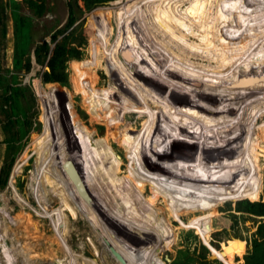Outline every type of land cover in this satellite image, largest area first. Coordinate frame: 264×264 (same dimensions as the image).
I'll return each mask as SVG.
<instances>
[{"label": "rangeland", "instance_id": "obj_1", "mask_svg": "<svg viewBox=\"0 0 264 264\" xmlns=\"http://www.w3.org/2000/svg\"><path fill=\"white\" fill-rule=\"evenodd\" d=\"M105 1L106 2L92 5L91 0H35V7L40 6L39 9L43 10L42 14L37 16L35 15V11L39 9L31 8L26 0H10V2L9 0H0V81H2V84H7L10 82L13 75L18 74L17 80L20 83L17 86L24 87L22 85L25 84L26 89H28L24 94L26 100L22 99L21 103L23 104L25 101V112L28 117L27 120L30 121L28 134L20 141V150L16 154L14 163L11 167L7 185L3 189H0V230L4 228V232L1 231L3 235L0 233V236L1 239L5 241L6 247L3 245V249L8 255L6 256L10 257L6 259V261L3 260L5 256L0 246V264H125L123 260L120 259L121 262H119L115 257V253L120 254L119 250L121 249H115L114 253L113 249L100 238L99 229L93 227V225L85 219L82 214L83 212L80 211L83 209L81 208L83 206L81 203L77 204L76 201H71V207H74L73 209L77 214L73 216L70 213V209L64 207L62 202L61 205L60 198L53 195L50 190L48 194L44 196L42 190L34 184L38 172V167L35 162L38 158L37 153L40 152L42 155L45 154L49 143L52 142L55 146L58 140L70 130L80 133L74 128L75 122L62 124L61 122L55 121L52 105L41 95V90L50 95L51 103L54 95H57L58 98H60V96L64 97L65 101H67V92L70 96L73 95L70 91L71 80L69 72L70 65L73 61L87 59L93 63V65L89 66L91 74L88 72H85V74L92 78L95 83L98 81L102 83L99 89L105 93L108 99L129 105L131 109H135L136 112H139V115H146V113L149 112L147 106L141 109L137 108V106L133 104L134 100L131 96L127 98L116 96L114 98L110 95V76L105 74L106 72L102 70V67L105 62H108V58H113L110 62L115 61V55H119L121 61H124L125 57L120 54L119 50H122L121 43L122 39L125 37H121L118 31L119 22H117L118 17L116 12H118L121 7H126L128 3H126V0ZM257 1L258 0H251V2L248 3L252 7L257 4ZM135 3H137L138 7H141L140 5L142 3L138 0H136ZM13 12L19 17L32 18L29 34L31 39L28 43L30 51V69L28 72L24 69H21L18 73L14 71L13 64L17 51L15 47V20ZM94 14H103L99 19V22H103V28L96 42V46L89 47L91 35L88 31V20H90L89 18ZM70 17L73 22L72 25L67 27ZM232 19L237 18L232 17ZM225 29H227L226 25ZM238 30H240L239 26L238 28L236 26H231L228 33L230 32L234 36L235 34L233 32ZM257 31L259 34L264 30L258 29ZM259 37L261 41L256 42L257 45H255V41L251 40V42L247 43L248 45L252 43L251 47L253 49L248 50L247 48L249 52L246 53H248V59L250 58L253 62L257 61L255 56H257V54L259 55L258 58L260 57V59L253 65L256 66L260 64L263 66L262 68L259 66V73L262 71L264 75V63H261L262 60L264 61V35L259 34ZM66 38L69 43L66 44V48L72 54V56L65 61L66 83H45L42 77L44 73L48 71L46 69V62L43 65L36 63L37 54L34 53V49H36L37 45L46 42L49 46L48 56L50 57L54 46L57 43H61ZM237 38L239 37H235L236 42L238 43L240 41V43H242V39L240 40V38ZM250 38L252 40L255 39L254 37ZM229 39L230 38H227V42L230 41ZM262 40L263 43H261ZM188 41L190 42V39H188ZM214 44L216 45L217 42ZM248 45L246 47H248ZM112 50H116V52L113 53ZM219 52L215 54L222 56V51ZM234 52L235 51H231V57L229 56L227 60H224L226 65L224 63L220 65V63H217V60L215 65L214 61L205 58V56L200 59H191V57H189L190 59H188V61L181 59L171 60L172 63L167 66H169V68L172 66L170 69L174 67L176 70L175 75H180V79H184V82H182V80H176L174 77L166 78L161 75L162 72H157V78L159 74L161 75L159 78V85L164 86L169 83V85L173 84L175 87L178 86V88H180L182 86L187 89L195 84L200 90L201 88L202 90L208 88L205 90L207 94L209 92V95L205 94L207 96L198 94V96H200L198 99L195 97L190 98L187 94L177 96L175 93L177 88L175 87L169 88L170 90L166 89L165 91L168 95L173 94L174 98L176 96L175 101H171L170 99V101H167L162 95L164 90L159 94L155 92L150 93L149 91H146L145 94L146 101L149 102L150 108L158 111V115L162 121H164L163 118H165L161 116L165 114L164 111H167V115L165 116L168 117L173 107L176 108L177 111H180V105L185 101L187 109L183 108L182 113L188 110L187 112H189V114L192 113L195 117L197 116L196 112L199 108L200 110L204 109V111H200V113L206 118H211V111L218 112L223 118H226L224 117L226 115L228 117L231 115V118H226V122L229 124L231 119L234 123L238 122L236 125V127H238L236 132L238 133V137L243 134L242 132H250V139L247 138L249 141L243 139V136H241V139H238L239 141H234L235 147L233 146L234 148L229 154L230 144L228 143L233 141L226 140L227 137H224L225 140H220L218 137L216 138L218 135L217 130L221 128L219 124L221 125L226 119H223L218 125H216L217 123L215 122L204 121L206 124H211L213 130L210 129L208 131L206 127L198 126L196 128L192 127V132L189 131L196 136L197 132L195 131H202L205 129L203 132H205L206 135H213L214 137L208 139V136H203V134L200 133L199 136L190 139L189 134L186 135L184 132L182 133L181 131H177L178 129L176 130L174 125H178V122H176V124L173 122H164V124H162L154 115L156 121L164 126L162 130L165 133L174 132L186 140L183 155L175 165L176 170H184L198 166L204 169H211L213 167L212 152H214V155L216 153L219 156L220 163L217 164V167L221 172H215L216 180L210 187L203 188L200 185L184 186L181 191L174 189L169 194L168 199L162 201L163 196H158L161 191H157L155 189L156 186L153 184L148 183L152 187L149 185L144 187L143 182L140 181L136 182L133 186H129L119 179L120 181L118 184L114 185L112 183V186L116 194L124 200L127 207L125 210L123 208L124 206L119 205L115 199L108 196L106 191L108 189V183L101 177L99 170L91 166V162L89 164V159L80 157L79 161L86 165L82 172L84 176L81 182L82 184L84 181L89 183L88 186H86L87 188H85L83 184L85 192L87 190L92 196L91 199L93 200L95 198L98 206L107 210H105L106 214H108L114 222L119 224L124 223V226H129V230L137 231L142 235L150 237L149 239L153 243H157L158 238H160L163 249L160 248L158 252L151 250L146 252V254L150 258H156L161 264H173V262L178 259V252L185 251H188L189 255L194 258L190 264H244V257L248 254L247 251L250 250L251 240L254 238V233L261 221L258 217L241 214L239 209L238 212L235 211L236 204L238 207V202L241 200L248 199L250 201H258L263 194L264 114L252 116L251 113L255 110L264 111V98L259 101L246 99L244 101L245 103H242L241 99L236 101L237 98H233L232 100H234L233 102L236 103V106L233 109L231 108L232 110L226 107L228 105L226 101L236 96L235 88L237 86L245 87L242 84L246 82L242 78H238V80L235 81L238 74H242L244 73L243 71H246L249 75L252 71L257 70L255 67L247 68L245 66L244 70L240 69L242 73L239 71L233 72L234 69L232 66L234 62L238 60ZM145 53V50H142L140 53L134 52L132 57L137 60L141 57L147 58ZM224 53L226 56L229 55L227 50H225ZM242 56L244 57L245 54ZM26 57L27 55L24 57V63ZM156 65L159 66L158 64ZM237 65L238 64L234 67H237ZM83 66L86 67L84 64ZM81 67L82 65L80 64V66L77 65L74 68L82 70ZM141 67H143V64ZM139 68L140 66L138 63L137 65H133L132 69L136 70ZM164 69L167 68L164 67ZM117 72L118 76L123 78L121 72L118 70ZM187 77L192 79L195 78L198 82H192L190 79V81H188ZM257 77H259V75H257ZM123 81L127 84L134 80L127 77ZM223 81L225 82L223 83ZM188 82L192 85H189ZM118 83H120V80H118L116 85L114 84L112 86L118 88ZM2 84H0V87H2ZM125 87H127V85H125ZM171 90H173V93ZM248 91L249 90H245L244 93L248 94ZM137 92V90H134V93ZM188 96L190 99H186ZM191 99L194 100L192 101ZM0 103H2V90H0ZM239 106H244L243 109L246 110L247 113H250L252 117H247L248 115L246 116L244 111L241 112ZM73 107L82 125L89 129H95L98 138L107 135V146L109 145V147L114 150L119 151V148H121L122 151H124V147L120 146L118 148L119 140L116 138L118 129H120L121 136H123V134L131 130L132 126L134 128L135 125H138L135 122L136 118L133 116L134 112L126 109L118 111L117 114L114 115L110 114L107 119L94 120L95 125H91V114L85 112L84 108L81 106L80 96L78 95L74 96ZM9 110L10 109L7 108L8 113L11 112ZM64 110V112H66L65 114L68 116L67 108L64 107ZM64 112L62 108L61 113L64 114ZM190 116L191 115H188V117ZM181 120L179 121L181 122ZM4 122L5 117L0 110V141L3 139L2 123ZM204 122L198 123L202 124ZM215 125L217 129H214ZM178 126H180V124ZM222 127H225V123L222 124ZM61 128L62 130L58 133V130ZM105 131L107 134H105ZM164 132H160V134L163 135L165 134ZM223 134V132L220 133V135ZM231 136L233 137V135ZM231 136L229 137L230 139L232 138ZM201 137H203V139ZM190 140H193V142H190ZM189 143L192 148L199 146L201 148V153L194 155L189 151L185 153ZM56 146L59 149L64 148L63 143H58ZM76 146L78 147V145ZM122 151L120 153H122ZM203 151L206 152V154L203 155ZM63 155L68 156L66 157V160H68L69 156L75 155V152L73 149L67 148L66 153L59 154L60 157L64 158ZM3 157L4 145L0 144V167L2 166ZM119 161L120 165L117 169L118 178V172L122 167L121 160L119 159ZM80 162H77L76 169L79 168L81 172ZM213 163L215 164L214 160ZM58 165L57 168L61 170L63 164L61 165L58 163ZM57 168L56 170H58ZM62 172L59 174V177L62 176ZM177 174L178 171H175V175ZM102 184L107 185V189ZM78 192L80 191L78 190ZM53 197L54 199H52ZM147 198L165 212V217L159 221L160 223L154 221L153 214L151 216L146 214L150 205ZM172 198L174 200H181V202L176 205L172 202ZM79 205L81 207H79ZM98 212L102 214L99 209ZM124 214L128 215L127 219L129 222H124V217L126 218ZM222 216L231 219L226 224L221 225L218 230L208 231L205 224ZM86 218L94 222L91 217L87 216ZM128 223L130 225H128ZM163 223H167L168 225L165 231L162 230V228L160 230ZM184 227L187 228L183 229ZM180 228L182 229L179 230ZM228 249H232V251H228L226 257L222 259L217 257L215 260L210 259L211 255H217L219 252Z\"/></svg>", "mask_w": 264, "mask_h": 264}, {"label": "bare ground", "instance_id": "obj_2", "mask_svg": "<svg viewBox=\"0 0 264 264\" xmlns=\"http://www.w3.org/2000/svg\"><path fill=\"white\" fill-rule=\"evenodd\" d=\"M135 1L136 0H126V3H128L129 5L127 4V6L124 8L121 7L120 10L116 12L118 17L117 22H119L118 31L121 34V37H125L122 39V43H121L122 50H119L120 54H122L125 57L124 61H121L119 55L117 56L115 55L114 56L115 61L110 62L113 60V58H108L107 60L108 62H105L102 67V70L106 72L105 74L110 76L109 88H110L111 96H113L114 98L116 96L122 98H127L130 96L133 97L134 100L133 104H135L137 108L141 109L144 108L145 106L148 107L149 112H147L146 115L148 116L155 115L156 118L162 124H164V122L165 123L173 122L174 124L178 122V125L180 124L181 127L178 125H174L176 127V130L178 129L177 131H181L182 133L184 132L186 135L189 134L190 139L199 136L200 133L203 134V136H205L206 134L205 132H203L205 129H203L202 131H195L197 132L196 136L191 134L190 132H192L193 129L192 127L196 128L198 126L200 127L204 126L207 128L206 130L208 131L210 129L213 130L211 124L208 123L206 124L205 122L207 121L213 123L215 122L217 123L216 125H218L223 119L231 118L232 116L229 115L228 117L226 115L224 116L226 118H223L221 117L222 115H220L218 112L211 111L210 114L211 118H206L205 116L202 115V113H200V111H204V109L200 110L198 108V111L196 112L197 116L194 117L192 113L189 114V112H187L188 110H186V112L183 111L182 113V109L186 108V102L183 101V103L180 105L181 107L180 111H177L176 108L172 106L173 109H171V111L169 112L168 117L165 116L167 115L166 114L167 111H164L165 114H162L161 116L165 118H163L164 121H162L160 120L161 118L158 115V111L153 110V108L151 109L150 104L149 102L146 101V99L143 102H140L139 100L142 98H146L145 95L146 91H149L150 93L155 92L156 94H159L162 93V91L164 90L162 95L166 98V100L175 101L176 96L174 98L173 94L168 95L165 92L166 89L170 90L169 88H173L175 86L173 84L169 85V83L165 84L164 86L158 84L161 75L166 78L174 77L176 80H182V82H184V79L182 78L180 79V75L179 76L175 75L176 70L174 67L170 69L172 66L170 68L169 66H167L170 65L173 60L181 59L188 61V59H190L189 57H191V59L192 58L200 59L201 57L205 56V58L214 61L215 65H216V60L217 63H220V65H222L224 63V60H227V57L230 56V52L235 51L234 53L236 54L234 55L238 57L237 58L238 60L235 61L232 66L234 69L233 72L239 71L240 73H242L240 69L244 70L245 66L247 68L255 67L257 68V70L252 71L249 75L247 74L246 71H243L244 73L242 74H238L235 81H237L238 78H242L246 82L242 84L245 87L243 88V86H237L235 88L236 96L232 97L231 99L229 98V100L226 101L228 104L226 107L229 108V110H232L236 106V103H234L233 102L234 100H232L233 98H237L236 101L241 99L242 103H245L244 101L246 99L259 101L260 99L264 98V75L262 71L259 73L260 68H262L263 66H261L260 64L256 66L253 65L254 63H257L260 57L258 58L259 55L257 54V56H255L257 61L253 62L250 58L248 59V53H246L249 52L248 50L253 49L251 47L252 43L249 45L247 43L251 41H255L254 42L255 45H257L256 42L261 41L259 40L260 39L259 34L264 35V31H263L264 30V0H258L257 4H255L252 7L248 3L251 2V0H138L140 3H142L140 5L141 7H138ZM232 17L233 18L235 17L237 19H232ZM225 25L227 29H225ZM231 26L232 27L236 26L237 28L238 26L240 27V30L235 31L233 33L237 37H239L240 40L242 39V43H240V41L237 43L235 39L236 36L234 35L235 36L234 37L232 33L230 32L228 33V31H230ZM255 28L261 29L263 32L258 34L257 31L258 29L256 30ZM250 37H254L255 39L252 40ZM227 38H230L229 42H227ZM188 39H190V42L188 41ZM215 42H217L216 45L214 44ZM261 43H263V40ZM247 45L248 47H246ZM142 50L146 51L145 55L147 56V58L141 57L139 60H137L136 58L132 57L134 52L140 53ZM225 50L229 52L228 56L225 55L224 53ZM112 51L113 53L116 52V50H112ZM219 51L220 52L222 51L221 52V54H223L222 56L215 54L218 53ZM242 53L245 54L244 57L242 56L244 55ZM138 63L140 68L133 70L132 69L133 65H137ZM261 63H264V61L262 60ZM142 64L143 67H141ZM156 64H158L159 66H157ZM236 64H238L237 67H234ZM259 66L261 67L259 68ZM164 67L167 69H164ZM117 70L121 72L123 78L118 76ZM158 71L162 72V74L161 75L159 74V77L157 78ZM257 75H259V77H257ZM127 77L131 78L134 81L126 84L123 80L126 79ZM187 79L188 81L192 80V82H198V80L195 78L192 79L187 77ZM118 80H120V83L117 84L118 88L113 87L112 85L114 84L116 85ZM224 82L225 81H223V83ZM188 83L189 85H192L190 82ZM125 85H127V87H125ZM175 88H177L175 90L177 96L180 95L183 96L187 94L190 96V98L195 97L198 99L200 97L198 96V94L204 96L209 95V92L207 94L206 93L207 91H205L208 88L202 90V88L200 87L201 88L200 90L198 89L199 87L196 86L195 84H193L192 87H189L187 89L182 86L180 88L176 86ZM134 90H137L138 93H134ZM243 90L244 91L249 90L248 91L249 93L246 94L244 93ZM171 92L173 93V90H171ZM139 94H140V98H139ZM189 96L186 97V99L187 98L190 99ZM240 108H241V112L244 111V114L246 116L248 115L247 117H252L255 115L260 116L261 114L262 115L264 114V111L255 110L253 111V113H251L252 116H250L251 114L247 113L246 110L243 109L244 106ZM188 115L191 116L188 117ZM179 120H181V122ZM55 121L57 120L55 119ZM226 121L227 119L225 120V122H223L225 123L224 128L222 127L223 123L221 125L219 124L221 128H218L217 130L218 135L216 136V138L218 137L220 140H225L224 137H227L226 140L233 141L231 143H228L230 144L229 146V154H230L231 150L235 147L234 141L241 139V136H243V139L245 140H247V138L250 139L249 137L250 132H242L243 134L240 135V137H238V133H236L238 129L236 125L238 122L234 123V121L231 119L229 121V124H227ZM198 122H204V123L199 124ZM216 125L214 126V129H217ZM222 132L224 134L220 135V133ZM231 135H233V137ZM63 136L58 140L56 144L63 143L64 148L59 149L57 148L56 144L54 146L51 142L48 145L47 152L43 154L41 157H38L36 159L37 161L35 160L36 165L38 167L37 178L36 181H34L36 187L42 190L44 196L47 195L50 190L53 195L60 198L59 199L60 203L62 202L64 207L70 209V213L73 216L77 214L73 209L74 207L73 206L71 207V201H76L77 204L81 203L83 206L81 207L79 205V207L83 209H81L80 211L83 212L82 214L84 215L85 219H87V221H89L93 225V227L95 228L97 227L99 229V234L102 241L105 244H107L110 248H112L114 253H115V249L118 248L121 249L119 250L120 254L115 253V257L119 262H121L120 261L121 259L124 261L125 264H132V263L161 264L156 258H150L146 254V252L151 250L155 252L160 251V248H162L160 238H158L157 243H153L152 241H150L149 239L150 237L142 235L137 231L129 230L128 229L129 226L127 225L124 226L123 225L124 223L119 224L114 222L109 217V215L106 214L105 212L106 209L103 207H99L98 204L96 203L95 198L92 200L91 194L88 193L87 190L85 192V188H87L86 186H88L89 183L87 181L83 182L85 188L82 182H81V189L78 188V186L76 187L74 182L70 180L67 172H65L63 168V165L65 163L70 162L74 167L75 171L77 172V176L79 180L82 181V178L84 176L82 172L84 167H86V165L84 163H81L79 160L80 157L89 159V164L91 162V166L98 169L99 172L101 173V177L108 183V189H107V185L102 184L107 189L106 191L108 193V196L112 199H115V201L119 205L124 206L123 208L126 210L127 207L125 205L124 200L122 199V197L116 194L112 186V183L114 185H117L118 182L120 181L119 178L117 177V169L120 165L119 158L111 154L106 143H100V144L89 143L88 139H86L82 134L78 133L77 131L70 130L68 133H65ZM206 136L209 137L208 139L214 137L213 135H206ZM230 136L232 137L231 139L229 138ZM201 138L203 139V137ZM190 142H193V140H190ZM76 145H78V147ZM67 148H71L75 152V155L69 156L68 160H66L67 159L66 157H68L66 155H63L64 158L60 157L61 155L59 156V154L61 153L62 154L66 153ZM187 151H189L192 155L200 154L201 148L199 146L198 147L195 146L192 148L191 144L189 143V146H187L185 153ZM204 154H206V152L203 151V155ZM77 162H80L81 172L79 168L76 169ZM58 163H60L61 165L63 164L61 166L62 167L61 170L57 168L59 166ZM56 168L58 170H56ZM61 172L63 174L62 176L59 177V174ZM78 190L80 192H78ZM52 199H54V197ZM68 200L70 203L68 202ZM98 209L101 210L102 214L98 212ZM124 215L126 216V218L124 217V222L125 221L129 222L127 219L128 215L127 214ZM87 216L91 217L94 222L86 218ZM128 225L130 224L128 223ZM1 231L4 232V228L0 230V233ZM139 237L141 238L144 237V238L141 239ZM3 245L6 247L5 241L1 239L0 246L5 256L3 260L6 261V259L10 257H7L8 255L4 251ZM228 251L230 252L232 251V249L221 251L216 256L219 259H222L226 257Z\"/></svg>", "mask_w": 264, "mask_h": 264}, {"label": "trees", "instance_id": "obj_3", "mask_svg": "<svg viewBox=\"0 0 264 264\" xmlns=\"http://www.w3.org/2000/svg\"><path fill=\"white\" fill-rule=\"evenodd\" d=\"M26 2L29 3L31 8H40V6L35 7V0H26ZM91 2L92 5H94L106 1L91 0ZM42 12L43 10L39 9L38 11H35V15L39 16ZM13 16L15 20V47L17 51L13 64L14 71L18 73L21 69H24L28 72L30 69V51L28 43L31 39L29 34L32 18L19 17L15 14V12H13ZM102 16L103 14H94L91 18H89L90 20H88V31L91 35L89 47L96 46V42L98 41V37L103 28V22H99V19ZM72 22V18L70 17L67 27L72 25ZM67 40L68 39L66 38L61 43H57L54 46L49 58L47 57L49 46L46 42L37 45L36 49H34V53L37 54L36 63L43 65L46 62V66L49 69L42 77L43 82L66 83L65 61L72 56L70 51L66 48V44H69ZM26 55L27 57L24 63V57ZM80 64L82 65L81 69L83 71L72 67V71L70 72V91L73 95L70 96L67 92V101H65L62 96L58 98L57 95H54L51 103L50 95L46 94L42 90L41 94L47 102L52 105L53 112L55 114L53 117L58 122H61L62 124L75 122L74 128L78 130L86 139L89 141L104 142L107 140V135L98 138L95 129H89L88 127H84L82 125L73 107L75 95L80 96L81 106L84 108L85 112L91 114V125H95L94 120L107 119L110 114H117V112L121 110L126 109L132 110V112L136 111L135 109H131L127 104L118 103L108 99L105 96V93L99 89L100 84L102 83H99V81L95 83L92 78L85 74V72L91 74L89 65H86L93 64L90 60L82 59L77 65ZM83 64L86 67H84ZM17 75H13L12 79L7 84H2V81H0V84H2V87H0V90H2V103H0V110L5 117V122L2 123L3 139L0 141V144L4 145V157L2 166L0 167V189H3L7 185L11 167L14 163L16 154L20 150V141L27 136L30 126V121L27 120L28 117L25 112V101L23 104L21 103L22 99L26 100L24 94L28 89H26L25 84L22 85L24 87L17 86L20 83L17 80ZM145 99L146 98H142L139 101L143 102ZM64 107L68 110V116L65 114L66 112H64ZM7 108L10 109V113L7 112ZM62 108L64 114L61 113ZM135 122L138 125H135L134 128L132 126L131 130L127 131L123 134V136H121V131L118 129L119 133L117 132L116 136V138H118L117 140H119L118 148L120 146L124 147V151H122L121 148H119V151L114 150L108 145V149L111 154L117 155L122 159L124 168L119 171V178L125 184L133 186L136 182L140 181L143 182L144 187H146V185L153 184L157 187H155L157 191H161V195L159 194L158 196H163L162 201H166L169 194L174 189L181 191L184 186L188 187L194 185H200L203 188H207L210 187L216 180L215 172H221V170L217 167V164L220 163V158L216 153L214 155V152H212L213 167L211 169H204L198 166L184 170H176L174 167L183 154L186 140L174 132L165 133L162 130L163 126L156 121L154 115H142L141 119L136 120ZM61 130L62 128L58 130V133ZM160 132H164L165 134L162 135ZM105 134H107L106 131ZM121 151L122 153H120ZM41 155L42 154L40 152L37 153V157ZM213 160L215 161V164L213 163ZM175 171H178L177 175H175ZM147 200L150 205L146 214L148 216L153 214L154 221L160 223L159 221L165 217V212L162 208L154 205L150 199L147 198ZM172 202L178 205L181 200L173 199ZM238 209L241 214L258 217L261 220L257 226L256 232L254 233V238L251 240L250 250L247 251L248 254L244 257V264H264V178L263 194L260 199L258 201L243 199L238 202V207L236 204L235 211L238 212ZM230 219L231 218L222 216L213 219L212 222L209 221L205 225L208 231L215 229L218 230L221 225L226 224ZM167 227V223H163L160 230L162 228V230L165 231ZM185 228L187 227H184L183 229ZM181 229L182 228L179 230ZM193 260L194 258L189 255L188 251L178 252V259L175 260L173 264H190Z\"/></svg>", "mask_w": 264, "mask_h": 264}, {"label": "water", "instance_id": "obj_4", "mask_svg": "<svg viewBox=\"0 0 264 264\" xmlns=\"http://www.w3.org/2000/svg\"><path fill=\"white\" fill-rule=\"evenodd\" d=\"M67 15H68V14H67ZM49 55H50V54H49ZM48 57H49V56H48ZM46 69L49 70L48 67H46ZM63 168H64L65 172H67V174H68L70 180H71L72 182H74L75 186H76V187L78 186V188L81 189V181L79 180V178H78V176H77V172L75 171V169H74V167L72 166V164H71L70 162H67V163H65V164L63 165ZM210 259H211V260H215V259H217V256H216L215 254H213V255L210 256Z\"/></svg>", "mask_w": 264, "mask_h": 264}, {"label": "crops", "instance_id": "obj_5", "mask_svg": "<svg viewBox=\"0 0 264 264\" xmlns=\"http://www.w3.org/2000/svg\"><path fill=\"white\" fill-rule=\"evenodd\" d=\"M89 66L90 65H93V64H88ZM42 93V92H41ZM42 95V94H41ZM110 98V97H109ZM115 102H118V101H116V100H114ZM118 103H121V102H118ZM134 114V117L136 118V120H139V119H141V115H139V112H134L133 113ZM135 120V121H136ZM161 125V124H160ZM161 126H163V125H161ZM164 127V126H163ZM107 140L106 141H104V142H96V141H89V143H96V144H100V143H106L107 141H108V137L106 138ZM107 144V143H106ZM108 147V146H107ZM183 155V154H182ZM115 157H117V158H119L120 160H121V163H122V159H121V157H119V156H117V155H114ZM182 157V156H181ZM180 157V158H181ZM211 157H212V155H211ZM179 161V160H178ZM122 168H124V164L122 163V167L120 168V170L122 169ZM175 168V167H174ZM119 170V171H120ZM118 175H119V172H118ZM120 179V178H119ZM121 180V179H120ZM122 181V180H121Z\"/></svg>", "mask_w": 264, "mask_h": 264}, {"label": "flooded vegetation", "instance_id": "obj_6", "mask_svg": "<svg viewBox=\"0 0 264 264\" xmlns=\"http://www.w3.org/2000/svg\"><path fill=\"white\" fill-rule=\"evenodd\" d=\"M80 61H81V60H75V61H73V62L71 63V65H70V70H69V72H71V71H72V67L77 66V64L80 63ZM79 66H80V65H79Z\"/></svg>", "mask_w": 264, "mask_h": 264}]
</instances>
